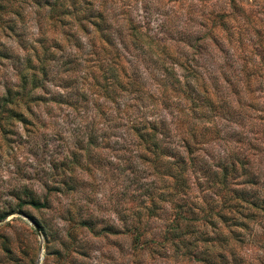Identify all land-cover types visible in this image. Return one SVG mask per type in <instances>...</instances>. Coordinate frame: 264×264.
<instances>
[{
    "label": "rangeland",
    "instance_id": "obj_1",
    "mask_svg": "<svg viewBox=\"0 0 264 264\" xmlns=\"http://www.w3.org/2000/svg\"><path fill=\"white\" fill-rule=\"evenodd\" d=\"M0 264H264V0H0Z\"/></svg>",
    "mask_w": 264,
    "mask_h": 264
},
{
    "label": "trees",
    "instance_id": "obj_2",
    "mask_svg": "<svg viewBox=\"0 0 264 264\" xmlns=\"http://www.w3.org/2000/svg\"><path fill=\"white\" fill-rule=\"evenodd\" d=\"M178 162L180 161V160H177ZM181 162V161H180Z\"/></svg>",
    "mask_w": 264,
    "mask_h": 264
}]
</instances>
